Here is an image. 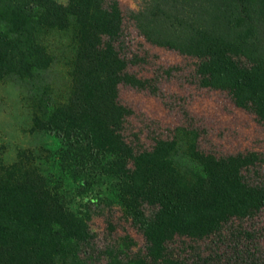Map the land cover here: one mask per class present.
<instances>
[{
  "label": "trees",
  "instance_id": "obj_1",
  "mask_svg": "<svg viewBox=\"0 0 264 264\" xmlns=\"http://www.w3.org/2000/svg\"><path fill=\"white\" fill-rule=\"evenodd\" d=\"M67 31L58 100L44 76L52 35ZM144 43L194 59L192 82L264 125V0H0V82L27 87L31 131L55 142L0 160V264H264V150L203 148L184 104L166 135L126 131L120 87L166 98L159 83L180 70L153 63ZM114 205L132 232L117 235L102 209L100 239L91 216Z\"/></svg>",
  "mask_w": 264,
  "mask_h": 264
},
{
  "label": "rangeland",
  "instance_id": "obj_2",
  "mask_svg": "<svg viewBox=\"0 0 264 264\" xmlns=\"http://www.w3.org/2000/svg\"><path fill=\"white\" fill-rule=\"evenodd\" d=\"M118 1L123 8L136 10L143 0ZM51 38L58 59L46 72L44 82L52 86L56 99L64 100L70 88V76L69 67L62 57L68 50L67 44L72 41V33H54ZM144 46L149 51L153 63L177 65L180 70L175 77L160 81L159 87L162 93L167 95L166 98L147 90L120 87V101L132 110L126 122L127 132H138L146 141L154 134L166 135L169 129L181 123L182 114L176 106L184 104L196 124L205 130L200 139L203 148L220 153L264 150V125L259 123L253 114L235 106L226 92L203 88L190 80L194 59L148 43H144ZM151 67L153 64L135 67L134 70L147 76L151 73ZM27 97L26 86L14 80L0 82V160L3 162L14 161L21 150H35L41 155L44 154V148L55 150L54 140L46 133L41 130L31 131L33 108ZM166 101L175 106L167 105ZM41 158L38 156L36 161L43 163ZM84 200L85 198H76L79 202ZM96 209L98 211L92 214L90 225L100 239L104 238L106 232L102 209H113L117 235L123 236L132 232L120 219L117 205L109 208L98 206ZM137 238L139 237L136 236V241L139 242Z\"/></svg>",
  "mask_w": 264,
  "mask_h": 264
}]
</instances>
